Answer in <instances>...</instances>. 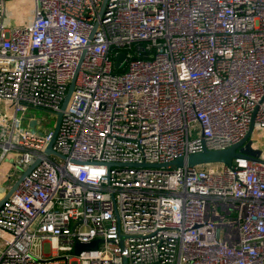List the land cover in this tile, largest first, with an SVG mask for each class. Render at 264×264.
I'll list each match as a JSON object with an SVG mask.
<instances>
[{
	"label": "built area",
	"instance_id": "1",
	"mask_svg": "<svg viewBox=\"0 0 264 264\" xmlns=\"http://www.w3.org/2000/svg\"><path fill=\"white\" fill-rule=\"evenodd\" d=\"M13 1L0 0V168L13 183L38 162L0 201V264H264L250 137H264V0H30L27 25L8 19ZM75 74L60 158L27 109L57 117ZM251 123L257 159L133 166L225 149Z\"/></svg>",
	"mask_w": 264,
	"mask_h": 264
},
{
	"label": "water",
	"instance_id": "2",
	"mask_svg": "<svg viewBox=\"0 0 264 264\" xmlns=\"http://www.w3.org/2000/svg\"><path fill=\"white\" fill-rule=\"evenodd\" d=\"M106 3V0H104L103 2V7ZM102 7V10H103ZM125 58V54L124 53H119L118 55H116L115 60V67L118 68L120 62ZM76 74L74 75L71 83L68 86L67 89V96L64 100V102L62 103L60 109L61 111L57 112V117H56V121L55 124L53 126L54 130H53V136L49 142V144L47 145V149H46V153L47 154H54L60 158H63L60 154L56 153L51 144L52 141L56 135V133L58 132L59 129V123L61 120V116H62V111L64 110V107L67 103V99L71 93V90L73 88L74 85V80H75ZM35 126V121H31L29 123V127H34ZM252 127L253 124L251 123L249 130L247 132V134L245 135V137L240 140V142L232 144L230 147H227L225 149H213V150H207V149H203L199 152H195L192 154H189L185 157H178L177 159L172 160L169 163H162V164H147V163H141V164H135L133 166L136 167H148V168H154V169H159L160 167L162 168H168V170L172 171L174 169L177 168H183V167H187V168H195L196 166H201V165H208V164H223L227 167H231L232 166V162L234 159H238V158H243V159H257V156L259 155V150L257 149H253L251 147V143L252 141H250L249 139V135L252 131ZM38 162V160L34 161L32 163L31 166H28L13 182L12 187L10 188V190L6 193V195L0 200L1 203L5 202V200L13 193V191L15 190V188L19 185V182L26 177L29 172L32 170V168L36 165V163ZM100 240H95L93 242H90L89 244H80L77 243L74 247V254L79 253L81 250H89V249H94L96 247V244L99 242ZM124 264H126V262L124 261Z\"/></svg>",
	"mask_w": 264,
	"mask_h": 264
},
{
	"label": "rangeland",
	"instance_id": "3",
	"mask_svg": "<svg viewBox=\"0 0 264 264\" xmlns=\"http://www.w3.org/2000/svg\"><path fill=\"white\" fill-rule=\"evenodd\" d=\"M10 1V0H7ZM14 3L11 6V3H9V8H8V12H9V16L8 19L10 20V22H12L13 24L16 22H21L22 24H28L29 21L31 20L30 17L32 16V11H33V7H32V1L30 0H14ZM11 9H13L11 11ZM28 115L33 114L35 116V118L37 120H39L42 123V126L44 128H46L47 130L50 129H54V123H55V119H56V114L53 112H46L44 110L41 109H37L34 107L28 108L27 109ZM19 116H21V114H19ZM250 137L252 138V140L258 145L260 146L261 150H264V137L262 132L257 131L254 134H251ZM14 158V154L13 153H9L7 155V159H13ZM9 161H5L4 165H9L11 166L9 163Z\"/></svg>",
	"mask_w": 264,
	"mask_h": 264
},
{
	"label": "crops",
	"instance_id": "4",
	"mask_svg": "<svg viewBox=\"0 0 264 264\" xmlns=\"http://www.w3.org/2000/svg\"><path fill=\"white\" fill-rule=\"evenodd\" d=\"M12 171L11 166L2 164L0 168V199H2L6 193L10 190L12 187V179L13 178H7V173H10Z\"/></svg>",
	"mask_w": 264,
	"mask_h": 264
}]
</instances>
